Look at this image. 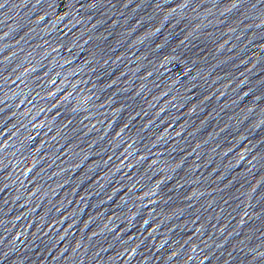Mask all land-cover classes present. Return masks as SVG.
Instances as JSON below:
<instances>
[{"label":"water","instance_id":"water-1","mask_svg":"<svg viewBox=\"0 0 264 264\" xmlns=\"http://www.w3.org/2000/svg\"><path fill=\"white\" fill-rule=\"evenodd\" d=\"M0 97L59 264H264V0H0Z\"/></svg>","mask_w":264,"mask_h":264}]
</instances>
